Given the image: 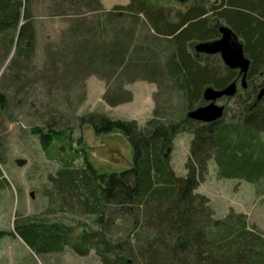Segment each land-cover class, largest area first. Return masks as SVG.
<instances>
[{"label": "rangeland", "instance_id": "374dc122", "mask_svg": "<svg viewBox=\"0 0 264 264\" xmlns=\"http://www.w3.org/2000/svg\"><path fill=\"white\" fill-rule=\"evenodd\" d=\"M138 1L163 7L175 22L193 0H27L35 32L32 57L28 62L15 59V49L0 41V94L5 100L0 108V232L7 233L0 238V264H102L83 242L97 231L95 218L78 203L70 206L68 194L60 195L64 210L59 209L62 180L57 171L82 169L87 162L99 175L120 173L132 167L133 150L120 131L96 135L90 125H81L80 118L89 113L133 120L139 127L151 118L171 124L168 164L175 178L184 177L197 123L188 120L184 98L167 77L171 44L144 17L126 10ZM79 46L84 57L76 58ZM198 61L203 64L204 58ZM207 63L218 66L216 58ZM235 82L236 96L218 103L225 107V123L236 117L238 96L254 100L264 76L246 79L245 89L240 78ZM48 124L63 134L44 147L32 130L45 131ZM196 193L209 200L216 219L229 211L243 214L264 239V179L254 185L225 179L212 160ZM25 220L63 229L61 251L30 248L15 233V222ZM107 227L115 243L125 240L127 223L114 219ZM109 258L127 264L118 251Z\"/></svg>", "mask_w": 264, "mask_h": 264}, {"label": "trees", "instance_id": "16d2710c", "mask_svg": "<svg viewBox=\"0 0 264 264\" xmlns=\"http://www.w3.org/2000/svg\"><path fill=\"white\" fill-rule=\"evenodd\" d=\"M126 10L134 17H144L152 31L171 44L167 77L181 92L187 111L200 104L206 87L223 89L237 80V73L225 68L219 57H205L200 64L187 50L192 43L216 40L215 25L229 26L243 41L250 60L247 79L263 72L264 0H220L218 4L193 0L175 22L163 7L153 9L142 1ZM0 36L2 46L15 49V59L30 60L35 32L27 0H0ZM79 49L76 58L84 57ZM211 58L217 59V67L207 63ZM237 101L238 112L232 121L193 127L185 175L179 179L168 164L171 124L151 118L139 127L136 121L112 120L100 113L80 118V124L90 125L96 135L120 131L133 150L132 167L120 173L99 175L87 162L82 169L57 171L62 180L57 188L59 209L64 210L60 195L68 194L70 206L78 203L84 214L95 218L98 229L84 236L83 242L97 252L102 264H118L109 258L116 251L127 264H264L263 236L248 224L246 216L229 211L216 219L209 200L196 193L212 160L225 179L252 185L264 179V102L256 103L250 95L238 96ZM4 106L0 94V108ZM52 127L32 130L44 147L63 134ZM114 219L127 223L125 240L119 245L107 233ZM15 233L38 252H60L64 242L63 229L55 224L15 222ZM5 235L0 232V238ZM89 238L95 239L92 244Z\"/></svg>", "mask_w": 264, "mask_h": 264}, {"label": "water", "instance_id": "95a60500", "mask_svg": "<svg viewBox=\"0 0 264 264\" xmlns=\"http://www.w3.org/2000/svg\"><path fill=\"white\" fill-rule=\"evenodd\" d=\"M218 38L209 42L190 44L196 60L201 57H219L223 66L237 73L241 80V88L245 89V81L250 68V60L244 51V43L237 34L227 25H215ZM264 76V69L261 73ZM236 81V80H235ZM232 82L223 89L206 87L201 95L200 104L187 112L188 120L197 124H211L225 118V107L218 103L231 99L237 94L236 82ZM264 100V83L255 94V102Z\"/></svg>", "mask_w": 264, "mask_h": 264}]
</instances>
